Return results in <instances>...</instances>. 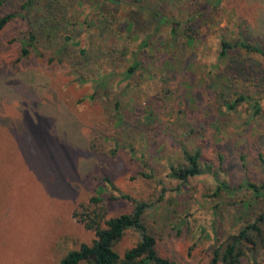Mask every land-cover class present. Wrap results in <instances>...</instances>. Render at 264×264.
<instances>
[{
    "label": "rangeland",
    "instance_id": "1",
    "mask_svg": "<svg viewBox=\"0 0 264 264\" xmlns=\"http://www.w3.org/2000/svg\"><path fill=\"white\" fill-rule=\"evenodd\" d=\"M27 1L0 0V18L14 16L0 32V264H59L90 244L94 234L74 212L101 190L108 218L132 210L120 194L146 203L145 226L158 253L175 264L208 262L215 247L263 214L264 197L248 213L239 205L251 198L240 188L245 182L264 185V81L220 78L237 56L261 69L264 61L235 54L219 62L217 54L221 36L236 38L240 31L264 45V0H224L214 9L206 0H170L166 15L191 24L197 40L189 44L182 30L173 39L159 29L154 37L169 46L164 56L152 54L155 39L139 51L140 40L133 36L122 40L118 31L87 28L85 19L102 12V0H58L66 20L55 48L40 41L22 57L33 29L30 16L43 5L36 0L28 14L22 10ZM190 13L192 21L184 23ZM64 36L80 46L68 45ZM104 41L109 57L101 55ZM97 47L103 52L94 54L95 61L79 63L81 49ZM135 53L142 63L125 79ZM170 53L182 55L187 68L166 74L160 66ZM101 79L104 89L98 88ZM238 95L250 98L235 111L225 110L223 104ZM116 112L130 121L128 128L117 126ZM181 146L199 150L201 161L235 191L216 194L212 174L181 186L170 181V167L185 164ZM140 238L128 230L114 250L122 256ZM262 257L256 254L258 261Z\"/></svg>",
    "mask_w": 264,
    "mask_h": 264
},
{
    "label": "trees",
    "instance_id": "2",
    "mask_svg": "<svg viewBox=\"0 0 264 264\" xmlns=\"http://www.w3.org/2000/svg\"><path fill=\"white\" fill-rule=\"evenodd\" d=\"M170 0H102V4L98 6L102 11L97 17H92L90 20L85 19L87 28L90 30L98 31V34H112L114 31L119 39H128L133 36L136 40H140V50L145 47H150V41L152 44V54L155 56L162 53L164 56L167 54V46L165 40L162 38L154 37V32L159 29H166L169 35L176 39V36H180V30H182L183 36L189 44L197 40L195 29L191 24L181 25L179 19L175 16L168 17L166 15L167 3ZM175 0H171L173 3ZM178 2L180 0H177ZM207 5L214 9L221 6L224 0H206ZM38 4L36 0H29L22 6V10H28V14L31 12V8L34 9V5ZM187 4V3H186ZM33 6V7H32ZM55 7V8H54ZM114 7H119L122 14L117 16L114 14ZM174 7V6H173ZM198 7V6H197ZM205 7V5H204ZM187 8V7H186ZM206 8V7H205ZM55 9V10H54ZM58 9V12H57ZM52 10V13H51ZM199 10H202L199 8ZM42 12V13H41ZM182 12V11H179ZM192 16L185 20L184 23L190 22L193 19L195 13H190ZM41 15L40 18H38ZM187 15H189L187 11ZM25 20L27 16L21 15ZM30 16V15H29ZM14 16L11 14L5 15L0 18V32L4 29L7 23ZM65 17V8L58 0H43V5L30 16V23L33 29L28 33V41L23 43L21 49V56L25 57L29 55V48L36 49L37 45L41 42L48 43L54 46V38L59 33ZM67 25L74 23L66 22ZM182 27V29H181ZM140 29H145V33H140ZM153 30V31H152ZM152 31V32H151ZM121 32V34H119ZM123 33V35H122ZM126 33V34H125ZM127 35L125 37V35ZM42 39H41V37ZM69 36H64V40L71 46L79 47L80 42L77 40L71 42ZM106 41L103 43L104 52L97 48H92L93 52H89L88 49H81L78 55V61L80 64H89L95 61L94 54L107 55L110 54L107 51ZM1 48V42H0ZM157 48H162V51ZM57 56L62 57L63 50L59 51L56 48ZM166 52V53H165ZM137 54L132 57L133 65L124 71L123 76L125 79L131 77L134 71L141 65ZM150 54V53H148ZM235 54L244 55L247 57L256 56L264 61V45L258 41H252L247 38L244 31H240L236 38H228L226 35L221 36L219 41V51L217 54V60L219 62H227ZM154 55L146 57L148 62ZM109 57V55H107ZM161 56V57H162ZM177 53H170L167 60L161 62L162 68H165L166 74L169 72L183 71L187 68V63L180 59ZM145 57V56H144ZM56 58V57H55ZM75 61V60H74ZM75 64V63H74ZM156 66V62L151 63ZM81 65H78V67ZM226 66V65H225ZM225 67L223 68V70ZM222 70V72H223ZM218 71V70H217ZM188 72V70H187ZM251 77L254 81H264V69H261L259 64L251 65L244 60H239L238 56L234 58L227 66L225 74L220 80L242 79L245 77ZM216 78L215 80H218ZM170 79L172 75H170ZM231 79V80H230ZM168 81V78H166ZM98 88L104 89L106 86L105 80L98 81ZM224 88H228V84H223ZM230 88V87H229ZM250 97L238 95L236 99L232 101H226L223 105L227 111L237 110V106L244 102H247ZM223 101L224 97H220ZM119 108V103L115 104ZM260 110V108H259ZM256 113L258 110L255 111ZM117 126L126 129L130 126V121L119 112H116ZM158 139H154V143ZM181 154L184 165L171 166L168 179L170 181L177 182L180 186L188 183L189 179L201 176L204 174H212L217 188L215 193L218 194L221 191L231 193L235 191L227 181L221 180L216 173H212L211 167L204 164L201 161V154L199 150L188 151L184 146H181ZM219 167L218 169H220ZM146 178L153 176L152 174L144 175ZM240 188L246 189L251 194L250 200H246L240 203V208L244 213H248L249 209L257 199L264 197V185H256L250 182H245ZM102 189V188H101ZM99 190V189H98ZM102 191V190H101ZM101 191H97L92 196L87 204L81 205V209L74 212V217L83 224L86 230L93 232L94 239L88 245L83 244L77 250L67 253L59 262V264H175L174 261L161 256L156 249V240L144 223V215L148 209V205L144 202H139L129 198L127 195H121L120 198L130 200L132 203V210L129 213H121L114 217H106L103 206L101 205V198L99 197ZM254 199V200H253ZM264 212L255 218L252 222H247L245 226L239 230L237 235L230 236L224 240L221 244L214 248L208 262L203 264H258L264 261ZM132 230L140 234V240L127 251L120 256L115 250L114 246L124 236L125 232ZM260 252L262 254L261 261H258L256 254Z\"/></svg>",
    "mask_w": 264,
    "mask_h": 264
}]
</instances>
